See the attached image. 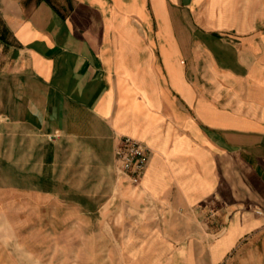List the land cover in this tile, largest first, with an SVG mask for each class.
<instances>
[{"label": "crops", "instance_id": "obj_1", "mask_svg": "<svg viewBox=\"0 0 264 264\" xmlns=\"http://www.w3.org/2000/svg\"><path fill=\"white\" fill-rule=\"evenodd\" d=\"M34 200L109 219L97 264H264V0H0V217Z\"/></svg>", "mask_w": 264, "mask_h": 264}, {"label": "rangeland", "instance_id": "obj_2", "mask_svg": "<svg viewBox=\"0 0 264 264\" xmlns=\"http://www.w3.org/2000/svg\"><path fill=\"white\" fill-rule=\"evenodd\" d=\"M2 209L10 216L0 217V264H97V254L103 250L95 248L86 227L109 224V219L84 213L73 219L49 200L16 202L14 208L5 203ZM119 222L114 220L115 225ZM73 226L84 230L66 232Z\"/></svg>", "mask_w": 264, "mask_h": 264}, {"label": "built area", "instance_id": "obj_3", "mask_svg": "<svg viewBox=\"0 0 264 264\" xmlns=\"http://www.w3.org/2000/svg\"><path fill=\"white\" fill-rule=\"evenodd\" d=\"M150 151L136 139L125 136L115 151L116 166L120 177L127 178L133 185L141 184L150 161Z\"/></svg>", "mask_w": 264, "mask_h": 264}]
</instances>
